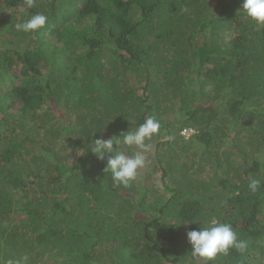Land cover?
<instances>
[{
	"label": "trees",
	"instance_id": "trees-1",
	"mask_svg": "<svg viewBox=\"0 0 264 264\" xmlns=\"http://www.w3.org/2000/svg\"><path fill=\"white\" fill-rule=\"evenodd\" d=\"M242 2L0 0V264H203L187 232L212 216L249 247L211 264H264V26ZM149 116L116 187L89 144Z\"/></svg>",
	"mask_w": 264,
	"mask_h": 264
},
{
	"label": "clouds",
	"instance_id": "clouds-1",
	"mask_svg": "<svg viewBox=\"0 0 264 264\" xmlns=\"http://www.w3.org/2000/svg\"><path fill=\"white\" fill-rule=\"evenodd\" d=\"M27 5L32 7V0H27ZM242 10L239 13L257 26H264V0H243ZM47 17L43 14L32 15L26 22L17 24L18 31L34 33L46 26ZM161 129V123L156 116H149L135 129H129L119 136L110 139H95L89 144V150L103 161L106 159L105 173H109L112 183L116 187H129L136 179L138 170L146 163V154L150 151L148 143ZM195 131L187 128L181 135L189 139ZM134 149L131 155L126 154L125 149ZM261 187L259 179H250L248 189L255 194ZM194 224L183 221L179 224ZM187 240L191 245V257L193 261H203V264H211L218 255L228 254L235 249L245 253L249 247L247 240L240 239L230 223L222 222L215 216L208 219L206 226L199 230L187 232ZM8 264H18L12 260Z\"/></svg>",
	"mask_w": 264,
	"mask_h": 264
}]
</instances>
